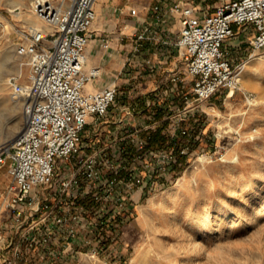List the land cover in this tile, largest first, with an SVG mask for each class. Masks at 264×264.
Masks as SVG:
<instances>
[{
    "label": "built area",
    "instance_id": "built-area-1",
    "mask_svg": "<svg viewBox=\"0 0 264 264\" xmlns=\"http://www.w3.org/2000/svg\"><path fill=\"white\" fill-rule=\"evenodd\" d=\"M95 1L29 0L41 25L14 29L27 73L24 81L11 75L8 85L25 122L0 144L9 178L0 264L126 259V228L142 197L178 179L176 169L200 143L211 149L199 153L200 164L223 156L219 132L205 129L204 103L239 88L245 62H232L225 48L234 26L253 28L248 59L264 56V0H222L212 11L195 0H158L154 20L176 15V39L155 38L151 25L135 39L159 40L160 55L175 51L178 63L151 92L120 102L116 83L85 89L100 74L98 66L85 69Z\"/></svg>",
    "mask_w": 264,
    "mask_h": 264
},
{
    "label": "rangeland",
    "instance_id": "rangeland-1",
    "mask_svg": "<svg viewBox=\"0 0 264 264\" xmlns=\"http://www.w3.org/2000/svg\"><path fill=\"white\" fill-rule=\"evenodd\" d=\"M220 1L203 0L201 6L212 11L210 4ZM16 4L20 8L13 10ZM18 10L20 16L14 14ZM24 18L41 25L29 0H0V144L25 122L22 103L11 98L7 80L19 63L21 80H26L27 65L15 54L14 31L29 25ZM242 61L248 63L239 88L204 103L209 110L205 129L219 132L223 156L200 164L199 153L211 152L205 141L200 143L176 169L178 179L142 197L126 228V259L76 264H264V56L245 55ZM250 187L255 192L247 195ZM219 216L222 222L216 226ZM206 221L209 227L201 233Z\"/></svg>",
    "mask_w": 264,
    "mask_h": 264
},
{
    "label": "crops",
    "instance_id": "crops-1",
    "mask_svg": "<svg viewBox=\"0 0 264 264\" xmlns=\"http://www.w3.org/2000/svg\"><path fill=\"white\" fill-rule=\"evenodd\" d=\"M157 1H95L93 7L96 19L89 29L85 49V69L98 66L100 74L86 84V90H96L116 83L119 85L118 100L129 102L151 92L163 81L165 71L176 68L178 59L175 51L164 59L158 52L159 40L136 41L135 39L146 25H151L152 35L155 38L171 41L176 39L179 30L178 17L167 13L165 21L156 22L151 6ZM195 2L201 4L203 0H195ZM214 5L210 4V7ZM131 8L136 9L135 16L131 14ZM167 9V3L161 7L162 12L166 13ZM234 30L236 34L227 41L225 48L229 51L230 60L237 63L248 55L249 40L254 31L250 26L244 28L234 26ZM105 42L107 46L103 45ZM8 180L4 166L0 169V217L7 216L2 201Z\"/></svg>",
    "mask_w": 264,
    "mask_h": 264
},
{
    "label": "bare ground",
    "instance_id": "bare-ground-1",
    "mask_svg": "<svg viewBox=\"0 0 264 264\" xmlns=\"http://www.w3.org/2000/svg\"><path fill=\"white\" fill-rule=\"evenodd\" d=\"M18 8H20V6H19V4H16L15 6H14V8H13V10L14 9H18ZM14 14L16 15V16H20L21 14H22V11L21 10H18V11H16V12H14ZM32 19V18H31ZM31 19H28V18H24L23 20H24V22L25 23H28L29 25H31V26H36L37 24H36V22L35 21H33V20H31ZM4 28V27H3ZM4 29H6V27L4 28ZM3 29V30H4ZM2 30V31H3ZM8 58V57H7ZM248 61V60H247ZM247 61H245V63H244V66H243V69H242V72H243V70H244V67H245V65L249 62H247ZM247 62V63H246ZM4 65H6L7 67H9L10 66V68H12L13 66H11L10 65V63L9 62H4ZM4 66H3V64H2V68H3ZM241 72V73H242ZM23 73V65L21 64V63H19L17 66H16V68H14V74H22ZM245 76L246 75H243L242 74V78L245 80ZM8 80V79H7ZM230 92H233V91H230ZM249 99V98H248ZM14 100V99H13ZM15 101H18L19 103H20V99H18V100H15ZM24 115V114H23ZM17 122V121H16ZM24 125V124H23ZM23 127V126H22ZM22 129V128H21ZM17 135V134H16ZM15 135V136H16ZM15 136L14 137H12L11 139H9V140H6L5 142H9V141H11V140H13L14 138H15ZM248 193H247V195H251V194H253L254 192H255V190H254V188H248V191H247ZM222 220V217L221 216H219V217H217L216 218V226H220V223L222 222L221 221ZM209 227V224L207 223V221L203 224V228H202V231H201V233H203L207 228Z\"/></svg>",
    "mask_w": 264,
    "mask_h": 264
}]
</instances>
